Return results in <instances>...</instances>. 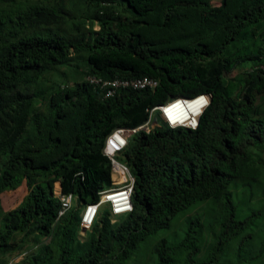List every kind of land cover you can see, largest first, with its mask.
Here are the masks:
<instances>
[{
  "label": "trees",
  "instance_id": "obj_1",
  "mask_svg": "<svg viewBox=\"0 0 264 264\" xmlns=\"http://www.w3.org/2000/svg\"><path fill=\"white\" fill-rule=\"evenodd\" d=\"M85 4L100 26L89 38L42 30L66 21L63 5L0 0V264H130L144 240L201 205L203 215L179 241L163 239L150 264H264V0ZM65 67L83 79L44 86ZM89 75L159 85L106 98ZM201 94L210 102L197 128L161 120L130 137L118 159L135 179L133 210L115 217L103 207L82 236L84 207L113 186L107 137L145 124L173 98ZM24 184L1 218L3 193ZM59 192L75 196L62 216Z\"/></svg>",
  "mask_w": 264,
  "mask_h": 264
},
{
  "label": "built area",
  "instance_id": "obj_2",
  "mask_svg": "<svg viewBox=\"0 0 264 264\" xmlns=\"http://www.w3.org/2000/svg\"><path fill=\"white\" fill-rule=\"evenodd\" d=\"M264 68V67H263ZM88 81L98 86L105 92V97L114 96L122 88L132 89H155L159 81L153 77L137 78H114L104 79L95 75H89ZM203 101V103H200ZM210 102L208 94H201L194 98L171 99L167 104L154 108L151 111L150 119L143 125L136 128L120 127L115 129L106 139L104 147L105 154L111 159L113 169V186L100 192V200L96 203L87 204L81 214L82 233H86L96 221L100 210L107 206L113 216H121L133 210L132 194L134 191V176L129 166L118 159V155L128 145L130 137L139 130L150 132L153 129L152 114L159 110L164 121L171 127L186 126L197 128L199 116ZM199 114H194L195 111ZM198 109V110H197ZM193 123L195 126L193 127ZM61 209L59 216L64 215L74 204L73 193L63 194L59 192Z\"/></svg>",
  "mask_w": 264,
  "mask_h": 264
},
{
  "label": "rangeland",
  "instance_id": "obj_3",
  "mask_svg": "<svg viewBox=\"0 0 264 264\" xmlns=\"http://www.w3.org/2000/svg\"><path fill=\"white\" fill-rule=\"evenodd\" d=\"M215 1L216 3H219L221 0H215ZM34 2L36 6L41 9H51L53 6L62 7L63 5L65 11L68 12L65 15L66 21L59 23L42 24L41 25L42 30L48 28L60 29V30H65L70 35L79 36V37H83L85 35L86 38H89L93 30L100 29V26L97 22L93 23L91 19L85 17L86 14L85 16L83 15V11H85L84 8L86 7L85 0H72L71 2L69 0H34ZM250 66L251 65L249 63L241 65L237 68L236 73L244 70L245 68H249ZM82 70L83 69H81V71ZM82 79H83L82 73H76L73 70V67H65L60 69L59 72H53L48 74L44 79V86H47L48 84H51L55 81H62V82L66 81L70 85H72L76 80L81 81ZM159 114H160L159 111H155L152 114L154 123L156 116H158ZM21 178L25 180L24 177L21 176ZM25 190H26V186L24 184L23 186H20L19 189L16 190V192L13 193L7 192L5 194L3 193L2 196L5 200V203L6 204L8 203L7 205L8 207L5 208L4 213H1V218H3L5 215L8 214L9 211L12 210L10 208H16L18 206L20 200L22 199V197L26 192ZM200 207L202 208L200 209L198 207L190 208L186 212L180 213L178 216H176L173 219L170 228L160 230L152 234L146 240H144L140 246L139 251L133 256V259L131 260L130 264H150L149 263L150 258L152 259V257L156 253L155 252L156 247L163 239H166L168 240V242H172V243L179 241L183 236L188 221L196 219L197 217H201L203 215L202 212L204 210L203 208L204 206L201 205ZM257 232L260 233V236H263L264 226H261ZM81 235L84 236L85 233H82ZM249 248H251V245L247 246V249Z\"/></svg>",
  "mask_w": 264,
  "mask_h": 264
},
{
  "label": "clouds",
  "instance_id": "obj_4",
  "mask_svg": "<svg viewBox=\"0 0 264 264\" xmlns=\"http://www.w3.org/2000/svg\"><path fill=\"white\" fill-rule=\"evenodd\" d=\"M179 98H186V97H179ZM173 99H176V98H173ZM202 103H203V101H202ZM161 106H163V105H161ZM198 110V109H197ZM155 111H159V110H155ZM154 111V112H155ZM153 112V113H154ZM203 112V111H202ZM159 115L161 116V119H162V121H164V119H163V117H162V115H161V112L159 111ZM201 115V114H200ZM200 117V116H199ZM164 123H166L165 121H164ZM154 124V119H153V115H152V125ZM167 124V123H166ZM169 125V124H168ZM170 126V125H169ZM195 126V124L193 123V127ZM177 127V126H176ZM186 127V126H185ZM198 127V126H197Z\"/></svg>",
  "mask_w": 264,
  "mask_h": 264
},
{
  "label": "crops",
  "instance_id": "obj_5",
  "mask_svg": "<svg viewBox=\"0 0 264 264\" xmlns=\"http://www.w3.org/2000/svg\"><path fill=\"white\" fill-rule=\"evenodd\" d=\"M161 116L160 115H158V116H156V119H155V123H158V121H160L161 122Z\"/></svg>",
  "mask_w": 264,
  "mask_h": 264
},
{
  "label": "bare ground",
  "instance_id": "obj_6",
  "mask_svg": "<svg viewBox=\"0 0 264 264\" xmlns=\"http://www.w3.org/2000/svg\"><path fill=\"white\" fill-rule=\"evenodd\" d=\"M193 111H195V109H194ZM199 112H200V111H195L194 114H199Z\"/></svg>",
  "mask_w": 264,
  "mask_h": 264
},
{
  "label": "snow or ice",
  "instance_id": "obj_7",
  "mask_svg": "<svg viewBox=\"0 0 264 264\" xmlns=\"http://www.w3.org/2000/svg\"><path fill=\"white\" fill-rule=\"evenodd\" d=\"M200 103H202V101Z\"/></svg>",
  "mask_w": 264,
  "mask_h": 264
}]
</instances>
